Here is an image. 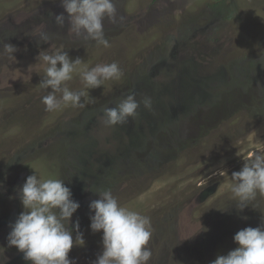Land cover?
I'll return each mask as SVG.
<instances>
[{
  "label": "rangeland",
  "instance_id": "rangeland-1",
  "mask_svg": "<svg viewBox=\"0 0 264 264\" xmlns=\"http://www.w3.org/2000/svg\"><path fill=\"white\" fill-rule=\"evenodd\" d=\"M114 3L124 19L103 21L105 48L69 33L61 0H0V49H17L14 60L0 55V264H31L6 237L34 173L63 179L80 204L69 223L79 220L85 240L69 252L74 264L102 253L88 206L106 189L150 218L149 264H211L237 247L239 230L264 225V194L239 211L230 187L232 173L264 148V0ZM61 45L89 68L117 62L122 78L87 90L75 74L69 89L93 100L46 111L51 89L39 85L36 58ZM132 94L151 108L141 103L126 123L106 126L104 109Z\"/></svg>",
  "mask_w": 264,
  "mask_h": 264
},
{
  "label": "clouds",
  "instance_id": "clouds-1",
  "mask_svg": "<svg viewBox=\"0 0 264 264\" xmlns=\"http://www.w3.org/2000/svg\"><path fill=\"white\" fill-rule=\"evenodd\" d=\"M61 6L68 16L69 33L76 38L95 41L105 48L110 44L105 37L103 21L106 18L117 23L124 19L118 17L114 0H61ZM64 21L63 14L55 16L57 26L63 27ZM38 37L44 43L50 40L44 30L38 33ZM16 51L13 45L5 44L0 55L14 60ZM36 59L44 71L39 85L51 89L41 100L49 112L67 106L84 108L86 104L81 102L82 97L93 100L88 91L69 89L67 82L75 74L79 75L87 90L123 76L117 62L99 63L89 68L79 57L71 59L63 45L53 51H40ZM141 103L146 109L151 108L150 98L137 101L134 94L128 95L116 107L105 108L101 120L109 127L126 123L128 118L137 114ZM230 187L239 211L255 200L258 193L264 194V148L253 152L241 170L232 173ZM96 193L99 198L88 206L89 212L94 213L89 217L90 230L102 232V253L93 264H149L152 256L148 247L152 237L150 218L120 205L110 189ZM19 198L24 211L10 225L7 246L15 247L31 264H74L69 259V252L74 246L83 247L85 240L79 230V220L69 228L71 217L80 204L72 199V192L64 180L42 179L34 173L26 178L19 190ZM233 242L237 247L226 255H218L211 264H264V225L239 230ZM3 251L0 248V254Z\"/></svg>",
  "mask_w": 264,
  "mask_h": 264
}]
</instances>
